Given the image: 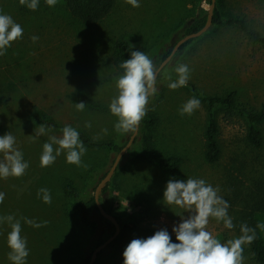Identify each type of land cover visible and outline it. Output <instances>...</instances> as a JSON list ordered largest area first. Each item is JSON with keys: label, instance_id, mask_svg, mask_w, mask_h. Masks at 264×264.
Masks as SVG:
<instances>
[{"label": "rangeland", "instance_id": "1", "mask_svg": "<svg viewBox=\"0 0 264 264\" xmlns=\"http://www.w3.org/2000/svg\"><path fill=\"white\" fill-rule=\"evenodd\" d=\"M224 2L227 10L246 16L255 28L264 33V0ZM139 3L140 7H133L126 0H118L108 18L98 24H88L70 15L64 0H57L54 7L48 6L46 0H39L35 11L22 6L19 0H0V11L10 15L23 28V36L11 42L6 54L0 56V72L16 80L15 85L20 89L17 99L9 101L7 108L0 111V136L11 132L16 139L14 147L23 152L24 161L29 163L23 176L0 178V192L5 193L4 201L0 203V217L14 215L20 220L21 236L27 239L30 250L27 264H82V258L91 255L96 245L114 232L113 224L96 214L95 224L88 228L86 235H81L77 213L70 208L72 200L66 197L60 184L71 180L79 190L85 191L92 168L99 162L100 167L104 166L100 177L102 171L109 170L116 154L106 156L109 154L106 148L85 146L87 151L82 162L88 165L87 168L67 163L66 150L52 165L41 167L43 144L50 135L62 137V129L46 131L34 138L35 128L40 124L30 118L32 106H37L61 124L87 130L97 139L113 137L118 117L111 112L87 107L84 111H77L75 108V97L81 92L107 106L118 95L113 77L122 73L111 61L113 42L122 37L130 38L157 68L169 43L175 44L185 36V28L202 10L208 12L211 1L139 0ZM33 36L39 39L33 42ZM166 40L168 42L153 56L150 51ZM188 48L177 50L163 68L164 79L160 88L169 83L165 79L166 74L170 73L174 80L177 79L173 69L178 63H183L191 70L189 81L201 92L225 94L235 90L239 101L247 106L260 107L264 103V46L250 42L238 28L227 27L195 41ZM191 97L200 99L189 92L187 86L176 90L167 87L158 142L182 156L187 178L203 179L214 188L218 187V195L227 201L226 166L230 165L232 158H238L246 161L249 176L264 174V148L254 151L246 147L244 120L236 118L229 123L223 112L219 116L223 157L216 165L207 164L202 157L206 121L202 100L200 108L192 115L179 114L180 107ZM86 122H91V128L85 127ZM105 128L107 134L102 131ZM133 131L124 133L121 140L128 141ZM56 147L54 145V149ZM257 154L262 156L260 160L256 159ZM124 156L118 166L125 163ZM3 159L4 154L0 153V160ZM255 161L259 164L253 165ZM149 166L154 167L155 164H140L134 174L141 173V177L126 174L122 181L114 177L115 171L109 181L108 192L103 196L102 192L100 194L106 210L118 217L121 224L119 250L122 255L119 264H124L123 253L133 239H147L154 235L145 229H167L172 242L179 243L173 227L182 222L180 215H190L183 208L171 205L170 209L163 204V193L169 180ZM51 174L57 176L50 178ZM147 175L154 178L146 179ZM50 181L56 184V192ZM41 188L50 190L51 204L43 201V194L38 197ZM89 188L91 193L95 192ZM22 218L48 223L35 228ZM126 223H134L138 229L124 230ZM207 230L221 243L241 235L235 227L227 229L223 221L211 217ZM10 231L7 222L0 223V264H12L8 259ZM242 247L243 264H256L248 245Z\"/></svg>", "mask_w": 264, "mask_h": 264}, {"label": "trees", "instance_id": "2", "mask_svg": "<svg viewBox=\"0 0 264 264\" xmlns=\"http://www.w3.org/2000/svg\"><path fill=\"white\" fill-rule=\"evenodd\" d=\"M211 1V0H210ZM118 0H64V4L70 15L76 19L88 23L98 24L108 18L114 11ZM207 18V13L202 12L185 28L184 34L200 30ZM234 27L243 32L247 39L254 43L264 46V33L254 27L246 16L235 15L226 9L224 0H216L215 11L213 15V23L211 28L203 33L199 38H192L183 43L179 51L189 50V46L195 41L210 36L214 32H218L221 28ZM180 29V28H177ZM176 29V30H177ZM168 42H160L157 49H152L150 53L158 54L164 44ZM168 48L163 52L161 60L165 59L172 51L174 43H169ZM192 48V47H191ZM158 50V51H157ZM131 51L139 50L135 43L128 37L118 38L113 42L111 61L121 73L123 70L120 64L131 58ZM142 52V51H141ZM163 69L157 77L158 94L151 97L147 106V113L139 124L138 135L136 136L131 148L124 156L125 163L120 164L116 170L115 178L119 181L124 180V175L133 174L141 177V173L134 174L136 168L143 163H154L155 166H149L150 169L159 170V172L169 179L187 180L183 170V159L179 153L173 152L158 142L159 129L163 120L162 104L165 100V92L167 85L164 84L161 88L163 77ZM173 81L174 78H172ZM16 81V80H15ZM15 81L11 76L0 72V111L5 110L8 102L16 100L20 89L15 85ZM187 89L192 94L198 96L206 109V121L203 130L204 144L202 148L203 160L209 165H216L221 162L223 157V148L220 140V114H225L227 122H233L236 118H241L246 124L244 133V142L246 147L255 150L264 148V103L260 107H252L243 104L238 99L237 91L232 90L225 94H207L201 92L199 87L194 83L188 82ZM77 103L85 102L87 108L95 109L103 112H110L109 106L102 102L91 99L85 92L76 95ZM30 118L39 124H44L52 130L63 129L64 124L59 123L56 119L47 115L46 112L39 110L37 106H32L30 109ZM74 128V127H73ZM80 135V140L84 146L92 149L106 148L109 154H117L121 148L127 143L122 141L124 132H116V134L107 139H94L87 130L75 128ZM106 158V157H105ZM262 156L257 154L256 159L260 160ZM100 163V162H99ZM96 164L91 170L90 179L87 178L85 191H81L71 181L66 180L64 185L60 184L66 197L72 200L70 208L77 213V225L81 235H86L88 228L95 224V215H99L105 219L100 213L95 200L94 193L90 192V188L95 191L97 182L106 172L99 177V173L104 168L101 164ZM259 164L258 162L252 163ZM246 161L232 158L230 165L225 168L224 179L226 187L227 202L230 205L228 214L233 218V223L236 231L241 234L240 225L247 223L249 227L256 228L258 223H264V174L258 176H249ZM59 172V171H58ZM57 172V173H58ZM140 174V175H139ZM54 174L50 175L53 178ZM55 177L57 175H54ZM146 179L154 178L153 175H147ZM58 179V178H57ZM54 185L53 181H50ZM111 182L103 188L102 196L108 192ZM55 192L57 190L54 185ZM89 188V189H88ZM102 202V201H101ZM107 209L104 202L102 203ZM118 219V217H117ZM119 220V219H118ZM60 228H57L59 230ZM123 229L135 230L138 226L134 223H126ZM147 232L155 234V229H145ZM257 238L253 243L248 245L249 251L253 255L256 264H264V231L256 228ZM83 237V236H82ZM121 237L118 236L106 249L99 253L97 261L94 264H119L121 251L119 244ZM100 244V243H99ZM97 246V245H96ZM90 260V255H85L82 258V264H87Z\"/></svg>", "mask_w": 264, "mask_h": 264}, {"label": "clouds", "instance_id": "3", "mask_svg": "<svg viewBox=\"0 0 264 264\" xmlns=\"http://www.w3.org/2000/svg\"><path fill=\"white\" fill-rule=\"evenodd\" d=\"M22 6L30 10H37L39 0H19ZM133 7H140L139 0H126ZM50 7H54L57 0H46ZM23 36V28L13 18L0 11V56H4L11 42ZM33 42L39 38L33 36ZM123 73L113 77L118 95L109 104L110 112L118 117L114 125L116 132H128L135 130L147 113V106L151 97L158 94L157 71L153 60L141 51H131V58L120 64ZM173 71L177 75L175 81L171 74H166L169 81L167 87L176 90L186 87L191 78V70L188 65L178 63ZM85 102L75 103L77 111H84ZM201 106L200 99L191 97L179 109L181 116L192 115ZM91 122H86L85 127L91 128ZM46 131H52L44 124L35 128L34 138L44 135ZM107 134V129L102 130ZM97 137H94L96 139ZM15 137L11 132L0 136V153L4 159L0 160V178L9 176L21 177L29 168V163L24 161L23 152L14 147ZM54 145L58 146L54 149ZM66 150V161L78 167L87 168L82 162V157L87 149L80 140L79 132L70 125L62 129V137L50 135L48 141L43 144V152L40 157L41 167L52 165L56 158ZM55 152V154H54ZM219 188H214L203 179L187 178V180L169 179L163 193V204L167 207L178 206L189 212L188 217L181 216L182 222L173 227L176 239L179 243H173L167 229L155 232L147 239H133L126 247L123 256L124 264H243L244 248L242 245H250L257 238L256 228L264 231V223H258L256 228L249 227L247 223L240 225L239 238L229 239L221 243L208 230L209 218L223 221L227 229L234 228L233 218L228 215L230 205L218 195ZM42 195L45 203L51 204L50 190L41 188L38 197ZM5 193L0 192V203H3ZM170 208V207H169ZM171 209V208H170ZM29 225L40 228L48 222L37 223L28 218H22ZM7 222L11 231L8 233V246L11 251L8 259L12 264H27L30 250L27 247V239L21 236V222L14 215L0 217V223Z\"/></svg>", "mask_w": 264, "mask_h": 264}, {"label": "water", "instance_id": "4", "mask_svg": "<svg viewBox=\"0 0 264 264\" xmlns=\"http://www.w3.org/2000/svg\"><path fill=\"white\" fill-rule=\"evenodd\" d=\"M215 6H216V0H211V3L209 5L208 8V12H207V18H206V22L204 24V26L196 31V32H192L189 33L185 36H183L182 38H180L175 44L174 47L171 51V53L161 61V63L158 65L157 69V77L159 75V73L163 70V68L168 64V62L172 59L173 55L176 53L177 50H179L180 46L185 43L186 41L192 39V38H196L201 36L203 33H205L211 26L213 23V15H214V11H215ZM138 131H139V126L133 131V133L130 135L127 143L121 148V150L116 154V157L112 163V165L110 166L109 170L106 172V174L101 178V180L99 181V183L97 184L96 188H95V200L99 209L100 214L107 219L108 221H110L113 226H114V232L103 242H101L100 244H98L92 251L91 255H90V260L87 264H94L97 261V258L99 256V253L101 251H103L104 249H106L120 234L121 232V224L119 222V220L117 219V217L115 215H113L112 213H110L109 211H107L105 209V207L103 206L101 199H100V194L103 190V188L108 184V182L112 179L118 164L120 163L122 157L124 156V154L128 151L129 148H131L136 136L138 135Z\"/></svg>", "mask_w": 264, "mask_h": 264}]
</instances>
